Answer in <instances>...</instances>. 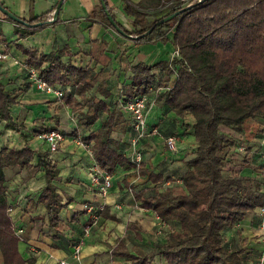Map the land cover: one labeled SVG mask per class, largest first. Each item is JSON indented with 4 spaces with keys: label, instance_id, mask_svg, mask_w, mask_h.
<instances>
[{
    "label": "trees",
    "instance_id": "16d2710c",
    "mask_svg": "<svg viewBox=\"0 0 264 264\" xmlns=\"http://www.w3.org/2000/svg\"><path fill=\"white\" fill-rule=\"evenodd\" d=\"M105 1L118 25L132 35L143 34L159 19L182 9L171 20L157 24L149 34L136 39L137 42L167 41L166 28H173L172 43L179 55L151 65L144 62L131 65V81L119 91L122 101L151 92L157 87L154 70H165L167 77L162 84L167 89L157 96L181 118L185 132L192 130L197 143L193 154L185 160L187 169L180 182L146 167L144 161L137 167L131 156L121 150V141L112 137L113 130L126 119L121 104H111L108 74L104 70L111 59L106 53V41H91V59L103 65L99 71L90 66L65 63L62 57L69 52L67 46L48 53L20 44L18 47L27 55L26 65L35 68L47 82L75 85L73 91L65 89L62 98L79 114L84 127H91L103 116L101 127L81 139L91 144L95 160L106 172L113 174L118 167L133 169L145 182L150 181L153 191L146 194L144 188H132L134 198L141 207L154 211L163 221L175 226L165 235L164 242L156 243L145 253L131 252L120 239L112 254L122 256L129 264H156V256L164 259L163 264H256L262 250L261 236L259 248L247 246V238L242 237L238 224L264 203V161L258 164L262 178L255 172L256 161L245 155L239 161L246 165L243 168L240 165L241 170L227 171L225 166L240 152L241 140L247 142L246 148L264 151L259 143L264 134V0H190L185 5L181 0H141L139 5L149 8L167 4L166 10L150 21L146 13L126 2L125 11L134 16L133 29L119 22L108 0ZM98 5L99 18L115 29L101 0ZM187 5L189 7L185 8ZM50 14L51 11L23 18L31 24L44 21L37 27L14 21L19 36H27L51 23L45 22L51 18ZM15 101L16 97L0 82V119L7 120V127L17 129L10 112ZM53 128L56 127L50 129ZM22 135L28 138L27 134ZM36 152L46 179L37 201L47 208L48 226L54 230L52 237L59 238L60 213L67 202L62 200L54 183L59 179L57 163L49 159L46 151H35L28 143L22 149L4 146L0 148L3 264L34 263L19 250L21 237L9 211L4 168L13 165L30 168ZM244 168L254 169L255 174L243 172ZM124 181L129 183L128 178ZM167 181L170 184L167 185ZM100 214L112 216L106 206ZM229 230L236 232L235 235L230 237Z\"/></svg>",
    "mask_w": 264,
    "mask_h": 264
},
{
    "label": "crops",
    "instance_id": "0c3cea01",
    "mask_svg": "<svg viewBox=\"0 0 264 264\" xmlns=\"http://www.w3.org/2000/svg\"><path fill=\"white\" fill-rule=\"evenodd\" d=\"M0 1L20 17L29 18L50 11L52 17L59 0ZM140 1L108 0V4L116 19L128 29H133L134 16L125 11L126 2L146 13L147 19L148 13L161 7H143L139 5ZM98 3L99 0H64L57 21L41 26L24 37L19 36L17 24L7 19L0 10V54L5 55L0 56V82L16 97V101L10 106V112L13 122L18 126L17 129L7 127V120L0 119V148L9 146L22 149L28 143L35 151H46L49 159L57 163L59 179L54 183L62 200L67 202L60 213L59 238L54 239V230L48 226L47 208L37 201L39 192L46 184L44 168L38 165L39 154H34L33 166L30 168L19 165L4 168L10 215L16 227L23 229L19 233V250L26 259H33V264H60L62 260L69 264H129L122 256L112 254L113 247L120 239L131 252H146L156 243L164 242L165 235L175 229L170 221H163L154 211L141 207L134 195L128 193L124 178H129L128 174L133 169L118 167L112 174L113 185L108 195L102 197L97 184L91 180L92 166L96 161L91 144L83 141L81 136L99 129L103 116L91 127H84L80 123L79 114L62 97L37 89L29 76L27 55L18 47L20 44L48 53L67 46L69 52L62 57L65 63L90 66L99 71L103 65L91 59V41H106V53L111 59L104 70L108 74L111 104L120 105L119 91L124 84L131 81V65L138 62L151 65L178 56L172 43L174 29L166 32L169 38L167 41L157 39L137 42L102 21L98 16ZM154 71L157 74V87L150 92L151 96L156 89L160 94L167 89L162 84L167 77L165 70L156 68ZM159 82L160 86L156 84ZM58 86L64 90L75 89L72 83ZM95 90L96 87L93 91ZM124 116L126 121L113 130L112 137L119 139L121 150L130 155L134 132L131 120L125 113ZM181 122V118L157 96L155 103L147 111V123L149 127L158 124L160 135L144 137L140 141L145 166L173 179L179 173L177 182L187 169L185 160L191 156L185 148L187 135L184 134L185 126ZM52 127L65 134L60 148L55 152L50 151L43 137V133ZM34 130L42 132L34 135ZM22 133L27 134L28 138L25 139ZM167 135L177 137L176 150L164 148V137ZM159 144L162 145L158 146ZM244 144L248 145L247 142ZM147 192L146 194L151 193ZM103 199L106 200L107 210L112 216L100 214L94 220L92 213L83 205L98 203ZM258 209L249 213L238 224L242 237L247 238L245 244L254 248L261 246ZM87 226L90 232L84 234ZM235 233L233 230L228 231L230 237ZM79 242L81 252L77 257L74 246ZM154 261L156 264H163L164 259L156 256Z\"/></svg>",
    "mask_w": 264,
    "mask_h": 264
},
{
    "label": "built area",
    "instance_id": "2783aa9c",
    "mask_svg": "<svg viewBox=\"0 0 264 264\" xmlns=\"http://www.w3.org/2000/svg\"><path fill=\"white\" fill-rule=\"evenodd\" d=\"M177 54H178V50H177ZM0 56H5V55L0 54ZM29 73H30L29 76L31 82L37 89L47 93H52L59 98L63 97L64 89L61 86H58L56 84H51L46 80H44L40 76L39 72L33 67L29 68ZM151 91H154V89L152 88ZM158 92L159 90L156 89L153 96H151L150 92H148L133 97H129L123 101L120 99L121 101L120 104L123 112L131 120V127L133 129L134 135L131 139L132 149L130 156L131 159L137 164V167H139L141 161L143 160V153L140 147V141L144 137H148L155 134L160 135V131L157 126L152 125L149 127L147 123V111L149 107L155 103ZM43 137L46 139L50 151L55 152L60 148V145L65 138V134L62 130L53 128L45 131L43 133ZM164 141L170 149L173 150L177 149V145H176L177 138L174 135H168L164 137ZM259 143L264 147V134L260 137ZM243 147H246V144L243 143L242 145H240L239 149L241 150L243 149ZM91 180L97 184L98 192L102 195L103 198H105L108 195L111 186L113 185L112 174L106 172L103 168L100 167L98 162L95 161L94 165L92 166ZM180 181L181 180H179V182ZM166 184L168 185L170 184V182L167 181ZM105 206H106L105 199L98 201V203H85L83 205V207L87 211L92 213V218L94 220H97V218L100 216V213L105 208ZM258 215L260 217L259 230H260V236L263 240V245H262L260 258L256 264H264V203L259 207ZM22 231H23L22 228L16 229V232L18 234L21 233ZM89 232H90V228L87 226L85 228L84 234H88ZM80 252H81V245L79 242L74 246V253L77 257H79ZM59 263L69 264L65 260H62Z\"/></svg>",
    "mask_w": 264,
    "mask_h": 264
},
{
    "label": "rangeland",
    "instance_id": "374dc122",
    "mask_svg": "<svg viewBox=\"0 0 264 264\" xmlns=\"http://www.w3.org/2000/svg\"><path fill=\"white\" fill-rule=\"evenodd\" d=\"M181 2H182L181 3L182 5L188 4V0H181ZM165 10H166V4L161 6L160 8H158V10L155 11V12L151 11L150 13H148L149 14L148 20L149 21L152 20L153 18H155L157 15L161 14ZM166 29H167V31H170L172 28H166ZM222 128L227 130V128L225 126H222ZM228 131H230V130H228ZM184 134L187 135V138L185 139L186 140L185 143H187L185 145V148L189 151L188 154H193L194 149H195V143H196V141H195V139L193 137V132L191 130V132H185ZM241 142L246 143V141H244V140H241ZM161 145L162 144H159L158 146H161ZM176 145L178 147V141L176 142ZM163 146H164L165 149H170L168 147V145L165 143V141L163 142ZM246 150H248V151H246ZM239 151L240 152H237V154H234L235 158L232 157L231 160L227 161L226 166H225L226 170L227 171H233V170L239 171V170H241V168H243L246 165H244V164L241 165V163H239V161H241L242 155H245L246 158H248L250 160L254 159L256 161L257 164L254 166L255 172L258 173V176L260 178H262L263 176L261 174L260 168H258V166H259L258 164H260L262 161H264V151L257 150V149H254V148H246V147H243V149H241V150L239 149ZM244 152H245V154H243ZM142 161H144V156H143V160ZM243 172L251 173L253 175L255 174L254 169L250 170L249 168L248 169L244 168ZM135 173L136 172L132 171L130 174H128L129 183L125 184L128 193L133 195L132 188H138V189L139 188H144L146 191H148L147 193L152 192L153 188L150 187L151 182L150 181H146L145 182V180H144L145 178L139 177ZM179 176H180L179 173H177L175 175V179H177ZM145 184H149V186H146ZM144 185H145V187H144ZM261 242H262V245H263V240H261ZM137 252L138 253H145L142 250H139ZM0 263H3L1 253H0Z\"/></svg>",
    "mask_w": 264,
    "mask_h": 264
},
{
    "label": "water",
    "instance_id": "95a60500",
    "mask_svg": "<svg viewBox=\"0 0 264 264\" xmlns=\"http://www.w3.org/2000/svg\"><path fill=\"white\" fill-rule=\"evenodd\" d=\"M63 1L64 0H59L58 1V4L54 10V14L51 18L45 20V22H54L58 17H59V12H60V8L63 4ZM200 1H203V0H200ZM101 5L103 7V9L105 10L106 14H107V17L108 19L110 20V22L112 23V25L115 27V29L121 33L122 35L124 36H127V37H130V38H134L135 40L136 39H139L147 34H149L153 28L157 25V24H161L165 21H169L171 20L173 17H175L176 15H178L182 9L180 10H176L172 13H170L169 15L159 19L154 25H152L151 28H149L147 31H145L143 34H140V35H132L130 33H127L124 29H122L117 21L115 20L114 16L112 15V13L110 12L109 8H108V5L106 3L105 0H101ZM189 5H187L185 8H188ZM0 10L4 13V15H6L8 18H10L11 20L15 21V22H18V23H21V24H25V25H32L34 27H37V26H40L44 23V21H38V22H35V23H29L28 21L24 20L23 17H20L19 15L15 14L13 11H11L8 7H5L2 2L0 1Z\"/></svg>",
    "mask_w": 264,
    "mask_h": 264
}]
</instances>
